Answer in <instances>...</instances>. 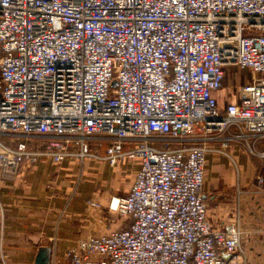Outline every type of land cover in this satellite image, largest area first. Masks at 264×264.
<instances>
[{
    "label": "built area",
    "instance_id": "2783aa9c",
    "mask_svg": "<svg viewBox=\"0 0 264 264\" xmlns=\"http://www.w3.org/2000/svg\"><path fill=\"white\" fill-rule=\"evenodd\" d=\"M213 132L264 139V0H0L1 177L42 158L138 161L108 205L127 225L76 240L70 264H248L239 215L208 219Z\"/></svg>",
    "mask_w": 264,
    "mask_h": 264
},
{
    "label": "crops",
    "instance_id": "0c3cea01",
    "mask_svg": "<svg viewBox=\"0 0 264 264\" xmlns=\"http://www.w3.org/2000/svg\"><path fill=\"white\" fill-rule=\"evenodd\" d=\"M244 80L249 82V76ZM213 137L210 146L219 151L206 154L202 189L208 219L220 227L238 206L240 225L251 232L244 246L248 264H264V194L253 188L249 156L236 143L222 147V135ZM91 149L104 156V146L93 143ZM138 167L136 159L110 166L103 158H67L60 163L42 158L11 180L0 173V264H38L41 254L46 264H70L67 250L76 240L116 229L100 209L90 208L89 201L99 200L106 208L111 197L125 195ZM119 173L124 189L115 183ZM236 185L239 196L228 189Z\"/></svg>",
    "mask_w": 264,
    "mask_h": 264
},
{
    "label": "rangeland",
    "instance_id": "374dc122",
    "mask_svg": "<svg viewBox=\"0 0 264 264\" xmlns=\"http://www.w3.org/2000/svg\"><path fill=\"white\" fill-rule=\"evenodd\" d=\"M237 71L238 70L236 67H233V66H226L225 67V77H224V82H223V89L219 92V104H220V106H223L224 105L223 103L225 102V100H228L231 97H233V94L236 92V84H237L236 83V76H237L236 73H237ZM248 76H249V71L245 70L244 73L241 74V76H240V84H243L245 82L244 77H248ZM196 134L198 136L204 135L203 129H201L200 127L196 128ZM216 134H217V132H213L209 135L213 136ZM253 140H254L253 136L248 138V143L250 144V146H247L244 140H236L233 143H236L242 149V151L245 152L249 156L250 163H251L252 169H253L251 171L249 177H251V179H252V184L254 185L253 188H255L256 191H258V189H260L261 193L263 194V184L259 183V179L264 178V158L260 155V153L264 150V139H262L261 142H258V141L253 142ZM211 142H213V141H208L206 143V146L208 147L209 151L212 149L214 151H219L218 149H214L212 146H210ZM93 143H96V142H91V144H93ZM209 151H207V153ZM91 152H92V149H91ZM236 170H237V168H236ZM101 174H103V173L101 172ZM205 177H206V167H205ZM237 178H238V176H237ZM124 182L125 181L123 179V175L121 173H119L118 175L116 174L115 183L120 184V189L121 188L124 189V187H125ZM204 182H205V178H204ZM115 183H112V181H108V184H110L112 186H115L116 185ZM228 189H229V192L233 193L236 196H239L241 194V190L239 189L238 185L232 187L231 189L229 187ZM118 195L119 196H117V197H122V196H124V193H121ZM110 199H109V201H110ZM92 201L96 202L99 205L98 207H95V209H98V210L100 209L101 212L107 217L108 221L116 224V228H122V227L127 225V222L125 221V219H122L123 217L121 215H119L117 212L109 211L108 206H106V208H105V206L99 200H98L99 202L97 200H92ZM108 205H109V202H108ZM236 207L237 208L234 210V212L231 213L230 216L227 217L223 221H226L227 219H229L233 215H237V214L239 215V208H238V206H236ZM90 208H94V207L90 206ZM240 228L244 234L249 233L251 235V232L249 230L242 229L241 225H240ZM250 235L248 238H245L244 240L242 239L241 247H242V250L244 251L245 255H246V252L244 249L245 241L250 238ZM246 258H247V256H246Z\"/></svg>",
    "mask_w": 264,
    "mask_h": 264
},
{
    "label": "water",
    "instance_id": "95a60500",
    "mask_svg": "<svg viewBox=\"0 0 264 264\" xmlns=\"http://www.w3.org/2000/svg\"><path fill=\"white\" fill-rule=\"evenodd\" d=\"M42 258H43L42 254L39 255V257H38V264H46V262H44V260H42Z\"/></svg>",
    "mask_w": 264,
    "mask_h": 264
},
{
    "label": "clouds",
    "instance_id": "9594fccd",
    "mask_svg": "<svg viewBox=\"0 0 264 264\" xmlns=\"http://www.w3.org/2000/svg\"><path fill=\"white\" fill-rule=\"evenodd\" d=\"M113 208L115 209V205L113 206Z\"/></svg>",
    "mask_w": 264,
    "mask_h": 264
}]
</instances>
